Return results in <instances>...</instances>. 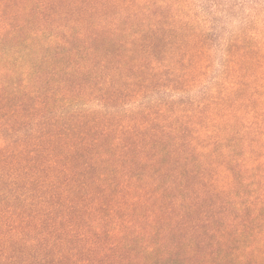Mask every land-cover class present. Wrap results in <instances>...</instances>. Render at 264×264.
Listing matches in <instances>:
<instances>
[{"label": "trees", "instance_id": "16d2710c", "mask_svg": "<svg viewBox=\"0 0 264 264\" xmlns=\"http://www.w3.org/2000/svg\"><path fill=\"white\" fill-rule=\"evenodd\" d=\"M222 4L0 0V264H264V0Z\"/></svg>", "mask_w": 264, "mask_h": 264}, {"label": "rangeland", "instance_id": "374dc122", "mask_svg": "<svg viewBox=\"0 0 264 264\" xmlns=\"http://www.w3.org/2000/svg\"><path fill=\"white\" fill-rule=\"evenodd\" d=\"M195 1L198 2L199 5H201L204 2V0H195ZM228 1H230V3L227 4L226 3L227 0H219V2L224 3L222 4L224 5V7L232 6L231 11L233 16H231L230 24L227 25V28L230 30L233 29L234 31H237L240 28V24H241L240 19H243V16H247L249 14V8H246V4H244V2H248V0H228ZM262 18L263 15L260 16V19Z\"/></svg>", "mask_w": 264, "mask_h": 264}]
</instances>
